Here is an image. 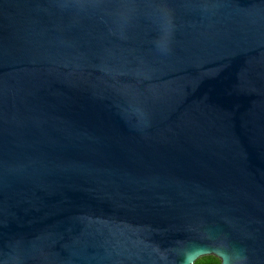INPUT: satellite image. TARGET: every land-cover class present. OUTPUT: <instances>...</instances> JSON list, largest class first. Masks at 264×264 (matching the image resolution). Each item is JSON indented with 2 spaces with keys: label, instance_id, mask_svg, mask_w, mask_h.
<instances>
[{
  "label": "water",
  "instance_id": "obj_1",
  "mask_svg": "<svg viewBox=\"0 0 264 264\" xmlns=\"http://www.w3.org/2000/svg\"><path fill=\"white\" fill-rule=\"evenodd\" d=\"M215 241L264 264V0H0V264Z\"/></svg>",
  "mask_w": 264,
  "mask_h": 264
},
{
  "label": "clouds",
  "instance_id": "obj_2",
  "mask_svg": "<svg viewBox=\"0 0 264 264\" xmlns=\"http://www.w3.org/2000/svg\"><path fill=\"white\" fill-rule=\"evenodd\" d=\"M210 239H214L210 237ZM208 256L218 258V264H248L247 255L243 249L230 247L223 242L211 244H190L183 249L181 264H203Z\"/></svg>",
  "mask_w": 264,
  "mask_h": 264
},
{
  "label": "trees",
  "instance_id": "obj_3",
  "mask_svg": "<svg viewBox=\"0 0 264 264\" xmlns=\"http://www.w3.org/2000/svg\"><path fill=\"white\" fill-rule=\"evenodd\" d=\"M203 264H218V258L214 256H208L203 259Z\"/></svg>",
  "mask_w": 264,
  "mask_h": 264
}]
</instances>
